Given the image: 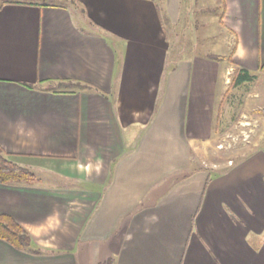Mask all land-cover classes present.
Wrapping results in <instances>:
<instances>
[{"label":"crops","instance_id":"1","mask_svg":"<svg viewBox=\"0 0 264 264\" xmlns=\"http://www.w3.org/2000/svg\"><path fill=\"white\" fill-rule=\"evenodd\" d=\"M67 1L0 7V146L37 177L0 183L33 240L0 264H264V150L192 160L222 81L264 71V0H217L226 48L198 56L163 26L182 0Z\"/></svg>","mask_w":264,"mask_h":264},{"label":"rangeland","instance_id":"2","mask_svg":"<svg viewBox=\"0 0 264 264\" xmlns=\"http://www.w3.org/2000/svg\"><path fill=\"white\" fill-rule=\"evenodd\" d=\"M33 1L68 4L67 0ZM182 1L181 21L170 22L169 19L174 16L163 15V26L172 48L180 45L186 54L197 56L206 55L208 51L225 50V33L220 24L222 9L218 1ZM234 71L227 77V84L226 78L221 83L213 138L203 144V149L199 144L192 143L194 167L201 168L205 173L223 172L248 154L260 148L264 150V71L255 73L257 77L253 82L233 87ZM42 175L45 174L37 172L38 178ZM43 178L57 182L52 176Z\"/></svg>","mask_w":264,"mask_h":264},{"label":"trees","instance_id":"3","mask_svg":"<svg viewBox=\"0 0 264 264\" xmlns=\"http://www.w3.org/2000/svg\"><path fill=\"white\" fill-rule=\"evenodd\" d=\"M36 4L33 0H0V7L6 4ZM47 4V3H44ZM223 14H221V21ZM218 58H224L219 56ZM230 60H232L230 58ZM257 75L241 67H236L234 78L231 82L233 87H238L247 82H253ZM58 85L87 86L81 82L59 81ZM37 181L36 174L26 166L15 162L10 154L0 146V183L1 184H34ZM0 239L6 240L21 250H33V240L30 233L10 214L0 212Z\"/></svg>","mask_w":264,"mask_h":264}]
</instances>
